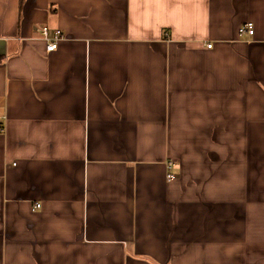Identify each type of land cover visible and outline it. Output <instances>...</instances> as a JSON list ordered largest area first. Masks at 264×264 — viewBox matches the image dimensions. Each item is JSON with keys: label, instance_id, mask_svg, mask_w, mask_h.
Returning a JSON list of instances; mask_svg holds the SVG:
<instances>
[{"label": "crops", "instance_id": "1", "mask_svg": "<svg viewBox=\"0 0 264 264\" xmlns=\"http://www.w3.org/2000/svg\"><path fill=\"white\" fill-rule=\"evenodd\" d=\"M0 56V264H264V0H0Z\"/></svg>", "mask_w": 264, "mask_h": 264}, {"label": "built area", "instance_id": "2", "mask_svg": "<svg viewBox=\"0 0 264 264\" xmlns=\"http://www.w3.org/2000/svg\"><path fill=\"white\" fill-rule=\"evenodd\" d=\"M37 32L41 35L43 41L46 42V50L48 53H54L57 51L59 44L64 41L65 36L61 30H55L54 32L49 28V26H42L37 29ZM241 35H248L250 37L254 36L255 30L252 23H247L240 30ZM211 48V45L208 46ZM5 128L0 126V133L4 131ZM167 167V181L173 182L176 180L177 176L174 174L173 169L175 168V162L169 161L166 163ZM41 205L36 204L34 210H40Z\"/></svg>", "mask_w": 264, "mask_h": 264}, {"label": "trees", "instance_id": "3", "mask_svg": "<svg viewBox=\"0 0 264 264\" xmlns=\"http://www.w3.org/2000/svg\"><path fill=\"white\" fill-rule=\"evenodd\" d=\"M3 61V57L0 56V63Z\"/></svg>", "mask_w": 264, "mask_h": 264}, {"label": "rangeland", "instance_id": "4", "mask_svg": "<svg viewBox=\"0 0 264 264\" xmlns=\"http://www.w3.org/2000/svg\"><path fill=\"white\" fill-rule=\"evenodd\" d=\"M55 30H56V29H55ZM55 30H53V32H54Z\"/></svg>", "mask_w": 264, "mask_h": 264}]
</instances>
